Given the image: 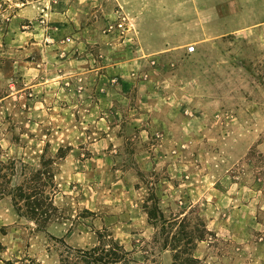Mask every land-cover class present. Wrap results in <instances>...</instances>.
<instances>
[{"label": "rangeland", "instance_id": "374dc122", "mask_svg": "<svg viewBox=\"0 0 264 264\" xmlns=\"http://www.w3.org/2000/svg\"><path fill=\"white\" fill-rule=\"evenodd\" d=\"M59 148L57 218L38 231L9 196L0 264H60L98 235L172 264L153 191L206 225L198 264H264V0H0V191Z\"/></svg>", "mask_w": 264, "mask_h": 264}, {"label": "trees", "instance_id": "16d2710c", "mask_svg": "<svg viewBox=\"0 0 264 264\" xmlns=\"http://www.w3.org/2000/svg\"><path fill=\"white\" fill-rule=\"evenodd\" d=\"M66 153L59 148L55 157L43 156L40 167L30 173L29 178L21 184L0 191V198L10 196L13 207L18 216L32 222L36 230L43 231L50 224L58 212L52 195L55 192V174L58 161L63 160ZM12 164V163H11ZM0 161V167H6ZM13 168V164L10 167ZM14 170V169H13ZM10 182V181H9ZM147 222L155 228L154 241L160 243L163 250L172 253V264H198L193 250L197 242L205 239L210 232L200 218L191 221L187 212L166 217L158 206V199L154 191L149 194V200L143 206ZM98 245L86 249L76 250L67 248L65 254L60 255V264H129L132 262L130 252L119 245L112 237L102 243L98 235Z\"/></svg>", "mask_w": 264, "mask_h": 264}, {"label": "crops", "instance_id": "0c3cea01", "mask_svg": "<svg viewBox=\"0 0 264 264\" xmlns=\"http://www.w3.org/2000/svg\"><path fill=\"white\" fill-rule=\"evenodd\" d=\"M25 8H26V7L20 9L19 11H17V16H15V18H14L15 20H18V17H19V16L25 14ZM9 198H10L9 196H7V197H3V198H0V208L3 207L4 204H6V201H7ZM54 198H55V197H54ZM10 200H11V199H10ZM8 201H9V200H8ZM53 202H54V200H53ZM9 207L11 208V213L13 214V216H14L15 218H20V217L18 216V214L15 212V210L13 211V206H11V204H9ZM10 208H9V209H6V208H5V210H7V212L10 213Z\"/></svg>", "mask_w": 264, "mask_h": 264}, {"label": "built area", "instance_id": "2783aa9c", "mask_svg": "<svg viewBox=\"0 0 264 264\" xmlns=\"http://www.w3.org/2000/svg\"><path fill=\"white\" fill-rule=\"evenodd\" d=\"M194 50V48L193 47H190L189 49H188V52H192Z\"/></svg>", "mask_w": 264, "mask_h": 264}]
</instances>
